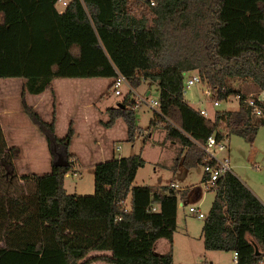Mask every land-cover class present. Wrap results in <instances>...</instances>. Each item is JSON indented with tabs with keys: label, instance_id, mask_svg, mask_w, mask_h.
Instances as JSON below:
<instances>
[{
	"label": "trees",
	"instance_id": "16d2710c",
	"mask_svg": "<svg viewBox=\"0 0 264 264\" xmlns=\"http://www.w3.org/2000/svg\"><path fill=\"white\" fill-rule=\"evenodd\" d=\"M16 1L14 9L0 7V62L16 63L10 70L25 80L22 108L44 133L53 161L31 192L0 195V264H174L175 186L134 184L146 164L137 153L97 162L93 194L68 192L74 122L60 136L56 111L46 119L28 94L55 93L54 80L61 77L115 78L120 71L134 88L156 80L160 104L152 123H161L167 138L183 146L175 167L216 165L203 147L210 135L220 141L236 133L253 142L264 124V117L254 119L246 94L230 84L232 77L251 78L264 87V0H143L153 13L151 24L129 0H69L63 11L58 0ZM189 70H197L221 100L239 94V107L218 109L213 118L202 114L184 95ZM135 104L129 90L105 110L104 124L123 118L130 141L142 131ZM6 147L0 125V153ZM59 154L67 164H56ZM211 189L216 194L202 228L205 248L237 251V264H261L264 202L233 170ZM160 238L170 242L164 253L155 250Z\"/></svg>",
	"mask_w": 264,
	"mask_h": 264
},
{
	"label": "rangeland",
	"instance_id": "374dc122",
	"mask_svg": "<svg viewBox=\"0 0 264 264\" xmlns=\"http://www.w3.org/2000/svg\"><path fill=\"white\" fill-rule=\"evenodd\" d=\"M128 6L137 16L146 14L149 18V24L152 23L153 13L146 2L129 0ZM58 7H62V5L59 3ZM3 38L2 36L1 41L4 46ZM15 64L13 61L0 62V110L3 121L10 123L7 127L6 123L1 125L7 147L4 152L0 153V195L9 196L34 190L35 178L37 175L50 171L53 161L44 133L32 120L27 123L23 120L25 112L22 109L20 97L24 78L21 80L22 76L10 70L14 68ZM101 78L104 83L101 79L97 80L100 81L97 83H102L101 90H98L102 91L101 95L105 97L101 104L118 106V101L123 99V94L115 93L113 78L109 81L104 77ZM230 84L238 92L247 96H254L258 101L264 102V87L253 79L232 77ZM97 88L99 85L95 84H90L87 88L81 87L78 94H81L82 100L76 98L78 100L76 106H71L70 111L63 110V118L57 127L58 134L64 136L69 126L66 119L69 116L70 118L74 116L77 118L76 126H74L76 132L69 149L73 165L70 172L65 176V186L68 190L70 192L78 190L79 194H93L95 192V170L91 161L108 157L112 148L118 145H122L123 148L121 150L117 147L114 149L116 157H122L125 156V152L137 150L146 159V164L137 171L134 184H150L155 189H161L166 185L171 186L172 182L179 185L177 188L175 187L180 200L177 230L175 231L176 243L173 251L174 264H233L234 252L205 248L200 233L206 216L198 217L196 212L190 210V205H194L200 207L207 215L216 192L215 189L207 187L203 181V164L188 168L179 163L175 167L176 158L183 150V146L180 143H173L166 137V129L161 123H152L156 113L154 108L144 101L134 105L138 114L137 124L142 128L135 140L115 141L114 145L104 143V138L101 141V135H104L107 129L104 124L105 121L101 122L98 113L95 120L92 110L93 107L95 111L101 109H98L99 106L95 101L97 97L94 96L95 91L98 92ZM128 88V85H124L123 93H127ZM204 88L205 83H197L186 91V97L192 106H206L212 118L218 109H237L239 107V98L234 93L229 95L230 99H224L220 105L215 106L212 100L218 98L217 93L212 99L206 98L202 92ZM148 89L151 90L148 93V100L158 99L160 87L156 80L145 79L140 86L130 90V92L135 98L136 92L144 94L147 93ZM89 90L93 93L92 97L87 94ZM88 97L91 98L92 105L87 101L89 100ZM54 100V105L49 106L50 111L57 107V99ZM150 117L151 122L149 124ZM106 119H109L108 113ZM254 119H257V116ZM98 120L105 126L99 125ZM119 130L120 128L117 132ZM150 132L151 135H149ZM93 140L98 145V151L93 150ZM225 144V148H217L215 154L222 159L226 156L230 157L233 172L242 178L251 189L253 188L260 199L264 200V124L259 126L253 142L245 136L232 133L225 138ZM182 170H186V172L183 173ZM24 174L28 175L27 178L22 177ZM188 186L191 189L189 199L187 204H182V199L187 195L184 189ZM187 229V235L190 239L185 233ZM0 245L4 246V242H1ZM156 249L158 253L161 252L160 244ZM98 253L109 252L93 251L90 255ZM92 264L112 263L96 261Z\"/></svg>",
	"mask_w": 264,
	"mask_h": 264
},
{
	"label": "crops",
	"instance_id": "0c3cea01",
	"mask_svg": "<svg viewBox=\"0 0 264 264\" xmlns=\"http://www.w3.org/2000/svg\"><path fill=\"white\" fill-rule=\"evenodd\" d=\"M57 5V4H56ZM17 6V1L16 0H0V7H4V8H7V9H14L15 7ZM57 7H58V5H57ZM21 80H23V78H20ZM98 79H101L102 80V78L101 77H91V78H77V77H61V78H56L55 80H54V84H55V93H52L51 91H43V92H41V93H38V94H28V99H29V101L32 103V105L39 111V112H41L43 115H44V117L46 118V119H51L52 118V116H53V111L54 110H52V111H50V109H49V106L51 107V106H53L54 105V102H55V100L54 99H57V107L55 108V111H56V115H57V127H58V125H59V122H61V119L63 118V110L64 109H67L68 111H70V107L71 106H76L77 104H78V100L76 99V98H79V99H81L82 100V96H81V94H78L79 93V91H80V89H81V87L82 88H87L90 84H95V85H99V88H97L96 90H98V89H100V87H101V84L102 83H104V80H102V83H97V82H100V81H97ZM107 81H109L111 78H105ZM24 81L25 80H23L22 81V83H24ZM157 83H158V81H156ZM159 84V83H158ZM23 86V85H22ZM101 90V89H100ZM100 90H98V92L96 93V91H95V94H94V96H96L97 98L95 99V101H96V104L99 106V108L98 109H100L99 111H95V108L93 107L92 108V110H93V112H94V115H95V120H96V115H97V113L99 114V117H100V119H101V122L102 121H107L108 119H106V112H105V110H106V108L107 107H109V106H113V105H106V104H101L102 103V101L105 99V97L104 96H102L101 94H102V91H100ZM101 93H100V92ZM147 91H151L150 89H148ZM90 97H92V91H88V93H87ZM184 95H185V98L187 99V97H186V93H184ZM158 98H159V95H158ZM20 99H21V97H20ZM88 99L89 100H87V101H89V104H91L92 105V103H91V98H89L88 97ZM91 105H89V106H91ZM96 107V106H95ZM140 107V106H139ZM193 107H195V106H193ZM199 107H202V106H199ZM199 107H195V108H199ZM97 108V107H96ZM23 109V108H22ZM24 111V110H23ZM154 111H155V113L157 112V111H159V106H157V108H154ZM102 112V113H101ZM137 109H136V118H137V120H138V117H137ZM73 116V115H72ZM103 116V117H102ZM13 118V117H12ZM153 118H155V114H154V117ZM23 120H25V122L27 123V122H29V120H31V119H29V117L28 116H26V114H24V119ZM70 121H73L74 122V126H76V123H77V118H75V116L73 117V118H70V116H69V118L68 119H66V123L68 122V125H69V123H70ZM99 121V120H98ZM100 121H99V125H102V126H105V125H103L102 123H101ZM150 122H151V117H150V120H149V124H150ZM4 123H6L5 121H3V117H2V113H1V110H0V125H2L3 126V124ZM10 123L8 122V123H6V127L9 125ZM67 125V124H66ZM5 126V125H4ZM119 126V127H118ZM106 127V131H105V133H104V135H101L102 136V138H101V141H102V139L104 138L105 139V141H104V143L106 142L107 144H113L114 145V142L115 141H125V140H127V124H126V122H125V120L123 119V118H118L117 120H116V122L113 124V126H110V127H107V126H105ZM149 127V126H148ZM118 128H120V130H119V132H117V130H118ZM149 129H151V128H149ZM117 132V133H116ZM149 135H151V132L149 133ZM167 137V136H166ZM98 138V137H97ZM96 139V138H95ZM172 141V140H171ZM173 142V141H172ZM101 143H103V142H101ZM173 143H176V142H173ZM92 144H93V150H96V151H98V149H97V147H98V145L96 144V142L93 140V142H92ZM117 147V149H119V150H121L122 148H123V146L122 145H118V146H116ZM115 147V148H116ZM115 148H112V152H110V154L108 155V157H105V158H100V159H98V160H94V161H91V163H92V165H93V168H94V170H95V164L97 163V162H99V161H103V160H107V159H110V156L112 155V157H116L115 155ZM137 153H139L137 150H131L130 152H125V156H128V155H132V154H137ZM142 155V154H141ZM183 155V150L181 151V153H180V155L179 156H182ZM178 156V157H179ZM111 157V158H112ZM119 157H121V156H119ZM118 157V158H119ZM181 165H183L182 163H181ZM231 167H232V165H231ZM74 169H75V167H74ZM140 169V168H139ZM138 169V170H139ZM232 170H233V168H232ZM70 172V171H69ZM68 172V173H69ZM181 172H183V173H185L186 172V170H182ZM180 172V173H181ZM67 173V174H68ZM66 174V175H67ZM204 174H205V172H204ZM182 176V175H181ZM172 185L173 186H175L176 188L179 186L178 185V183H175V182H172ZM66 187V186H65ZM190 186H188V188H186V189H188V191H187V195H186V197L184 198V199H182V201H183V203L184 204H187V202H188V199H189V194H190V188H189ZM66 189H67V191L68 192H70L69 190H68V188L66 187ZM253 189V188H252ZM253 191L255 192V190L253 189ZM74 192H76V193H79L78 192V190H73L72 192H70V193H74ZM189 192V193H188ZM256 193V192H255ZM215 194H216V192H215ZM257 194V193H256ZM258 195V194H257ZM214 197H215V195H214ZM260 197V196H259ZM191 198V197H190ZM191 200V199H190ZM213 200H214V198H213ZM213 200H212V202H213ZM261 200L264 202V200L261 198ZM211 205H212V203H211ZM190 206H194V205H190ZM211 207V206H210ZM200 210H201V208L200 207H198ZM209 210H210V208H209ZM202 211V210H201ZM209 212V211H208ZM198 216V215H197ZM199 217V216H198ZM177 220H178V217H177ZM203 224H204V222H203ZM202 228H203V225H202ZM186 236H187V238H189L188 237V229L186 230ZM175 236H176V234H174V244H173V251H174V246H175V243H176V239H175ZM200 238L201 239H203L204 240V237H203V231H202V229H201V233H200ZM190 239V238H189ZM158 244H160V251L161 252H159V253H163L162 251H167V249H169L170 248V242H169V240H167L166 238H160V239H158L157 240V242L155 243V250L157 251V246H158ZM162 247H164V248H162ZM231 252H234L233 250H230ZM107 252H109L110 253V251H107ZM98 254H100V253H98ZM214 262V261H213ZM109 263V262H108Z\"/></svg>",
	"mask_w": 264,
	"mask_h": 264
},
{
	"label": "built area",
	"instance_id": "2783aa9c",
	"mask_svg": "<svg viewBox=\"0 0 264 264\" xmlns=\"http://www.w3.org/2000/svg\"><path fill=\"white\" fill-rule=\"evenodd\" d=\"M68 2H69V0H58L57 5L59 3L62 5V7H58L59 10L63 11L65 9V7L67 6ZM151 3L154 4V0H151ZM201 82L205 83V88L202 91L203 94L205 95V97L211 98V99L214 98V95L217 93V90L212 89L208 85V83H206L203 80L201 74L197 70H195V71L189 70V71H186L184 73V87H183L184 93H186V91L189 88H191L193 85H195L197 83H201ZM113 84H114V89H115L116 94H125V93H123V86L124 85H128L129 90L134 89L130 85L126 76L123 73H121L120 71H118V75L115 78H113ZM147 97H148V91H147V93H144V94L136 92V95H135L136 104H140V102L144 101V102H147L153 108H156L157 106H159V104H160L159 99L148 100ZM237 97L240 99L239 94H237ZM228 99H230L229 96L226 98V100H228ZM244 99L248 104H250L252 106V108H253L252 112L255 116L264 117V107L260 103L257 102L256 97L246 95L244 97ZM212 101H213V104L215 106H218V105H220L222 100L219 98H215ZM199 108H200V111L202 114H204L207 117H211L206 106H202ZM225 145H226L225 144V138L219 141L216 138L215 133L210 135L208 137L206 144L203 145L208 156L214 157L218 161V163L216 165H211V164H205L204 165V172L207 175V178L204 180V183L207 187H213L216 183V180L220 177V175H222L225 171L232 170L230 157L226 156L222 159L215 154V151L217 148L218 149H224ZM212 148H214V149H212ZM182 204H184V203L182 202ZM190 210L193 212H196L199 217H205L206 216L204 214V212L201 211L198 207L190 206ZM237 263H238V252L234 251L233 264H237ZM260 263L264 264V253H263V257H262Z\"/></svg>",
	"mask_w": 264,
	"mask_h": 264
},
{
	"label": "water",
	"instance_id": "95a60500",
	"mask_svg": "<svg viewBox=\"0 0 264 264\" xmlns=\"http://www.w3.org/2000/svg\"><path fill=\"white\" fill-rule=\"evenodd\" d=\"M148 93H149V91H148ZM67 163H68V161L66 159H64L61 154H59L58 159L56 160V164L63 165V164H67Z\"/></svg>",
	"mask_w": 264,
	"mask_h": 264
}]
</instances>
